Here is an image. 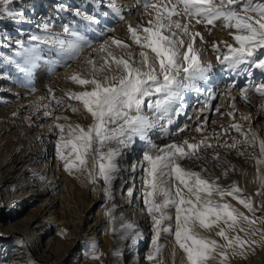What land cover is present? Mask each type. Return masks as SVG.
Here are the masks:
<instances>
[{"label":"bare ground","instance_id":"bare-ground-1","mask_svg":"<svg viewBox=\"0 0 264 264\" xmlns=\"http://www.w3.org/2000/svg\"><path fill=\"white\" fill-rule=\"evenodd\" d=\"M110 2L115 3L119 15L110 7ZM144 2L13 0L7 6L12 15L0 11V264H105V254L110 257L109 264H136L140 259L141 244L151 238L152 231V221L142 196L145 190L143 172L139 167L149 142L164 147L169 143L182 144L185 140L199 143L205 138L213 147L202 146L196 156L179 163L186 169L200 172L206 179L218 178L222 187L236 184L242 190L239 195L252 200L254 212L248 214L249 219L259 224L254 226L257 229L254 236L250 231L243 235L239 229L229 232V235H240L257 244L254 250L247 249L243 256L229 252L226 264H264V244L259 243L260 233L264 231V220L260 219L264 218V187L259 179L245 188L237 180H227L232 172L230 162L237 159L241 147L249 148V156L255 160L261 158L259 141L264 140V97L249 90L242 98L240 91L253 84L260 86L264 83V74L254 70L253 76L248 77L241 71L245 65L233 71L217 62L213 43L222 51L226 49L221 41L234 44L230 35L234 30L222 29L220 22L216 27L195 25L193 30L200 31L204 38L203 43L197 38L195 46L200 50L202 63L211 64V70L204 78L186 82L188 86L169 106L172 123H167V117L159 119V113L145 107V114L155 120L156 126L147 132L148 141L136 137L130 148L121 149V155L115 161L118 170L111 182V199L103 195L102 180L92 184L87 173L74 171L70 174L56 154L59 131L54 125L57 121L44 116V105L49 104V110L56 109L53 116L67 117L60 123H79L84 127L91 124L92 118L83 106L66 95L68 91L83 89L68 81L66 76L80 68L90 55L95 59L93 49L106 39L118 38L130 45L134 55L138 53L139 48L129 38L127 27L147 26L149 16ZM85 17H92L98 23H89ZM44 25L62 38L66 36L64 26H69L89 40L93 48H86L79 60L69 61L70 67L66 68L55 49L41 46L42 59L34 63L26 76L17 71L12 61H23V55H17L21 52L18 45L29 44L32 35L42 34ZM49 90L61 101L59 106L51 101ZM73 107L77 109L75 113ZM246 116L250 119H245ZM234 123L246 132L256 133L257 142L254 145L241 143L236 149L221 147L225 142L231 144L234 139H245L231 128ZM197 128L201 131L197 132ZM69 151L66 149L65 154ZM215 154L219 159H213ZM253 167L258 168L257 176L264 175V165L253 164ZM225 171L227 175H224ZM173 183L177 182L170 180L168 186ZM212 199L227 202L232 207L240 205L231 196H213ZM102 203L106 210L115 209L112 224L105 212L94 214L92 211L94 205ZM234 208L244 214L242 208ZM123 224H132L135 230L123 228ZM243 226L247 228L246 224ZM195 230L224 244L216 235L218 227L206 231L197 225ZM137 232L139 237L134 240ZM93 245L99 259L91 258ZM174 246L172 251L166 252L165 264H186L183 252ZM213 255L208 264H219L218 254Z\"/></svg>","mask_w":264,"mask_h":264},{"label":"snow or ice","instance_id":"snow-or-ice-1","mask_svg":"<svg viewBox=\"0 0 264 264\" xmlns=\"http://www.w3.org/2000/svg\"><path fill=\"white\" fill-rule=\"evenodd\" d=\"M12 3L13 0H0V6H3L0 11L12 15L7 8ZM143 6L149 16L147 26L137 24L136 27H127L129 38L139 48L138 53L134 55L130 45L118 38L106 39L93 49L95 59L90 55L80 68L66 76L68 81L83 89L68 91L66 95L83 106L92 118L91 124L84 127L79 123H60L67 117L53 116L56 109L49 110L50 105H44V116L57 121L54 125L59 131L56 154L65 171L70 174L74 171L87 173V179L92 184L102 180V192L106 199H111V182L118 170L115 161L121 155V149L130 148L136 137L148 141L147 132L156 126L155 120L145 114V107L159 113V119L167 117V123H172L169 106L188 86L186 82L204 78L205 73L211 70V64L202 63L200 50L195 46L197 38L204 42L202 33L193 30L195 25L216 27L220 22L222 29L234 30L230 32L234 44L220 42L226 51L213 43L217 62L233 71L245 65L241 71L248 77L253 76L254 70L264 74V0H145ZM110 7L119 15L114 2H110ZM120 18L123 19V16ZM85 19L89 23H98L92 17ZM64 33L66 36L63 38L54 35L48 25H44L42 34L32 35L27 45H18L21 52L17 55H23V61H12L17 71L26 76L30 74L34 63L42 59L41 46L55 49L63 59L62 66L66 68L70 67L69 61L79 60L86 48H93L89 40L69 26H64ZM249 90L264 97V83L241 89L240 96L244 98ZM49 93L51 101L59 106L61 101L51 90ZM36 107L39 108V104ZM72 111L75 113L77 109L73 107ZM176 114H180L179 109ZM244 118L250 119L247 116ZM231 128L245 139H234L231 144L225 142L221 147L236 149L241 143L254 145L257 142L256 133L246 132L235 123ZM196 131L200 132L201 128ZM202 146L213 147L207 138L199 143L185 140L182 144L169 143L164 147L149 142V148L143 154L139 165L145 189L142 196L153 231L151 248L146 257L148 264H163L159 259L162 233L173 235L174 244L183 252L186 264H208L214 253L219 256V264H226L229 252L243 256L247 249L254 250L257 244L240 235H229V232L239 229L245 234L250 231L254 236L257 231L254 219H249L231 204L216 202L212 197L231 196L250 213L254 212L252 200L239 195L242 190L236 184L222 187L217 182L218 178L206 179L200 172L186 169L179 163L196 156ZM66 149H70L68 154H65ZM259 154L261 158L256 163L264 165V140L259 141ZM70 156L74 159L70 160ZM213 159H219V155L215 154ZM258 179L264 187V175H259ZM170 180L177 183L169 187ZM128 194L132 195L131 190ZM169 209L175 212L174 231ZM114 210L113 207L104 213L110 224L115 219ZM197 225L206 231L218 227L216 235L224 244L201 235L195 230ZM122 227L135 230L132 224H123ZM260 236L259 243L264 244V231ZM137 237L138 232L134 240ZM95 248L93 245L91 258L99 259Z\"/></svg>","mask_w":264,"mask_h":264},{"label":"rangeland","instance_id":"rangeland-1","mask_svg":"<svg viewBox=\"0 0 264 264\" xmlns=\"http://www.w3.org/2000/svg\"><path fill=\"white\" fill-rule=\"evenodd\" d=\"M249 150L250 149L247 147H241L238 150V153L236 155L237 159L230 162V165H231L230 170L232 172L230 173V176L227 177V180H229V181L235 182L237 180L239 182V184L244 188L249 186L248 184L253 185L258 179V176L255 173L258 170V168L253 167V164L261 167V165H258L256 163L257 160H255L253 157L249 156ZM241 153H243V154H241ZM234 207H237L239 210L242 208V210L244 211V214L246 216H248V214H249V216L251 215V213L241 205H235ZM92 211L94 214H96L97 211H99L100 213H103L106 211V206L103 203L100 205H97V206L94 205V208ZM168 212H169V215H171L173 218L171 221V224H172V228L174 231V218L175 217L172 215V214H175L174 209H169ZM167 223L168 222H166V224ZM151 224H152V222H151ZM255 225L257 226L259 224L257 222H255L254 226ZM247 227H248V225H247ZM150 232H151V235H150L151 238H149V240L146 241L145 243L141 244L140 252H139L140 253V259L137 261L136 264H148L146 257L149 253L150 248H151V239H152V235H153V232L152 231H150ZM242 233H243V235H246L244 232H242ZM173 242H174L173 235L167 234V233L161 234L159 243L162 246V253H161L159 259L163 262V264H165L164 258H167L166 252L172 251V249L175 247L174 246L175 244ZM170 243H171V245H170ZM109 258L110 257L108 254L104 255L105 264H109Z\"/></svg>","mask_w":264,"mask_h":264}]
</instances>
